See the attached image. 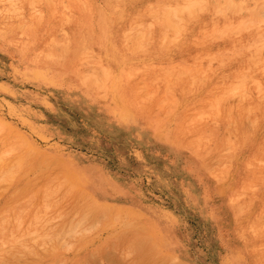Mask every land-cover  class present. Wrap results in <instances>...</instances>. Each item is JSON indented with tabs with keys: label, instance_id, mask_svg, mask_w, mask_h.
<instances>
[{
	"label": "rangeland",
	"instance_id": "rangeland-1",
	"mask_svg": "<svg viewBox=\"0 0 264 264\" xmlns=\"http://www.w3.org/2000/svg\"><path fill=\"white\" fill-rule=\"evenodd\" d=\"M241 2L208 0L224 16ZM243 4L253 19L227 20V33L204 22L195 43L139 59L108 95L85 83L102 69L98 52L76 57L79 75L58 59L37 60L38 45L22 49L0 32V154L26 184L23 192L0 190V230L14 232L0 243L1 259L10 260L2 264H252L226 197L264 138V115L255 121L249 111L264 107V1ZM30 15L24 9L0 25L27 24ZM235 134L247 136L238 147ZM203 152L212 154L207 166L197 159ZM253 193L244 189L235 200ZM36 216L52 226L53 241Z\"/></svg>",
	"mask_w": 264,
	"mask_h": 264
},
{
	"label": "bare ground",
	"instance_id": "bare-ground-1",
	"mask_svg": "<svg viewBox=\"0 0 264 264\" xmlns=\"http://www.w3.org/2000/svg\"><path fill=\"white\" fill-rule=\"evenodd\" d=\"M244 1L242 0L237 7L235 6L230 9L228 16H224L217 12L218 10L215 11L208 3V0H102L103 6H98L94 0H0V11L3 13V15L0 14V22H4L6 17L9 19H21L24 9L30 11L31 14V18H28L29 21L27 24L20 22L21 24L19 26L17 24L15 26L13 23H2L0 25V32L15 36L22 49L26 48L29 43L38 45L37 60L50 62L53 59H58L65 63L63 64L65 69L71 70L79 75L80 73L76 71L74 65L76 57L80 53L88 50L98 52V61L102 69L99 75H96L94 78H88L85 80V83L92 90H96L103 95H108L106 87L116 79L125 80L128 74L133 72L135 63L139 59H144V57L148 56L154 58L169 57L168 53L171 49L175 47L181 48L190 43H195L199 39L198 35L202 36L205 32L202 27L204 22L217 25L223 33H227L225 24L227 20H232L236 25H240L242 19H253L256 14L245 11ZM263 1L257 0V3ZM228 2L230 0H217V3L220 5H225ZM244 25L249 28L253 27L250 24ZM59 32L62 34L61 38H57ZM49 37L53 39L48 40ZM56 47H60L61 49L59 58L53 56ZM179 51L182 53L183 49ZM81 59L83 58L81 57ZM249 111L255 121L256 118L264 115V107L257 103L249 106ZM251 126H254L253 123ZM250 132H247L246 135L250 136ZM206 134L208 137H211L214 134V129L212 128V130L207 131ZM235 135L237 136L236 140L238 139L236 143L230 136L225 141L231 144L235 143V147H238L239 141L247 139V136L238 138L239 136L237 134ZM252 146L257 148L256 154L245 162V165H247L245 168L246 173L242 178L237 180L236 191L231 195H226V197L230 204V210L234 215L232 218V228L238 237L241 248L250 256L252 264H264V220L262 218L264 214V138L259 139ZM1 155L0 190L1 188L4 190L5 186H14L20 192L25 191L26 184H23L21 176L17 178L14 171L9 172L6 170L5 165L9 161ZM211 156V153L203 152L197 159L200 160L203 166H207ZM14 163L16 164L18 162ZM247 188L254 191L253 197L246 198V200L241 202L235 200L237 196L243 195L244 189L246 190ZM87 213L88 216L90 214L89 210ZM37 216L35 217L36 219L34 218L35 224L37 223L39 225L37 228H41L44 231V238L47 236V240L52 239L53 241V234L55 232L52 234V226L45 225L47 223L46 220L43 221L41 220L43 218ZM83 216L85 217V215ZM1 217L4 218L3 216ZM1 217L0 220L3 222ZM71 219H68L69 222L67 224H70ZM63 221L64 219L61 223ZM5 224H7V221ZM92 224L94 225V223ZM63 225L65 223H62ZM56 226H59V224L54 225V227ZM62 226L60 227L63 228L64 226ZM66 234L69 236V233ZM13 235V230L5 232L0 230V243L4 242V240L12 242ZM55 235L54 237L57 238L62 237L61 235V237H58L57 234ZM79 239L82 240V237L79 236ZM60 241L58 239L57 245ZM51 246L54 247L53 242L49 246L53 250ZM12 247L19 249L16 248L17 244L11 245ZM46 247L43 248V251L49 248ZM10 252H13V250ZM13 253L14 255H12ZM13 253L10 256L11 259L14 256L16 257L15 254L18 252L14 250ZM5 260L8 262L9 259H1L0 257V264L4 263ZM28 261L26 263L29 264Z\"/></svg>",
	"mask_w": 264,
	"mask_h": 264
}]
</instances>
